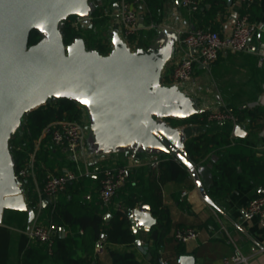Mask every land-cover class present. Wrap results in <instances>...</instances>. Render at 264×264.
<instances>
[{
  "label": "water",
  "instance_id": "1",
  "mask_svg": "<svg viewBox=\"0 0 264 264\" xmlns=\"http://www.w3.org/2000/svg\"><path fill=\"white\" fill-rule=\"evenodd\" d=\"M97 6L96 0H0V224L6 210L25 211L27 228L35 218V207L28 204L27 189L16 174L10 139L25 114L59 97L83 109L86 140L81 156L94 162L125 155L133 163L140 155L172 156L189 171L200 196L219 209L203 186L199 167L189 160L187 127L169 121L216 109L221 103L218 94L207 95L192 79L163 80L177 51L180 27L165 19L153 23L155 32L146 47L131 44L119 27H108L106 53L87 46L80 35L65 42L66 18L73 15L91 25ZM138 23L144 27L142 14ZM33 29L39 37L29 43ZM243 132L239 124L234 126V135ZM126 216L134 233L156 222L145 203L127 208ZM59 234H64L63 227ZM176 263L196 264V259L182 253Z\"/></svg>",
  "mask_w": 264,
  "mask_h": 264
},
{
  "label": "trees",
  "instance_id": "2",
  "mask_svg": "<svg viewBox=\"0 0 264 264\" xmlns=\"http://www.w3.org/2000/svg\"><path fill=\"white\" fill-rule=\"evenodd\" d=\"M101 1L102 3L98 4L92 13L91 25L82 23L73 15L66 18L63 26L65 42H69L80 35L84 37L87 46L96 48L101 53H106L109 50L108 37L98 34L96 27L102 26L105 28L107 26L108 15H105L103 10L107 4L111 6L114 2L119 3L120 0ZM206 1L211 3L210 10L207 12L210 16L227 0H202L199 8ZM259 1L254 0L249 4L243 2L246 9H243L242 13H248L251 21H254V15L261 12L262 7ZM160 7L161 0H146V9L143 11V18L146 23H158L160 18L158 10ZM72 18L77 19L80 23L78 25L73 24ZM83 25H87L88 33L86 35L82 31L81 26ZM154 32L155 28L153 26L149 29L139 28L136 34L129 37V42L133 45L146 47ZM38 37L39 35L33 29L29 34V43L36 41ZM163 80L169 81L166 73L163 75ZM239 105L240 102L236 100H228L227 104L221 109L230 110L237 117L236 122L248 119L250 127L255 132L264 126L261 122V119L264 118V105L257 104L251 107L247 105L239 107ZM82 115L83 109L76 102L65 97L55 98L50 103L25 114L20 125L22 134H14L10 139L16 172L31 163L32 171L37 176L40 173L44 174V180L45 174L49 171L60 173L63 167L76 169L77 162L71 156H67L69 151L54 145L47 135L41 136V131L50 121L62 118L81 120ZM169 121L175 125L197 124L195 132L188 137L185 146L189 160L194 165L197 166L202 163V159L212 148L219 154V158L212 169L213 184L211 187L206 188L207 193L213 200L218 195L227 193L238 184L249 185L254 188L258 184L264 185V153L257 155L249 147L251 141L247 138L232 137L233 122L231 120L221 121L222 123L219 125L218 121H208L205 118V113H197L184 119L169 118ZM213 123L214 126H209L211 130L207 131V134L196 131L203 125ZM242 143L248 146L247 150L236 147ZM31 153H33V159H30ZM155 159L159 162L157 172H154L151 176V183L155 188V202L148 205L156 217V225L163 228L171 220V214L169 208L162 204L160 184L167 180L172 181L176 189L175 196L178 195L182 187L191 188L194 184L189 171L178 159L168 155H158ZM117 164H127V162L123 160L117 162ZM94 166L92 165V167ZM105 166L107 164L99 165V171L101 172ZM132 173L130 168L127 180ZM30 177L31 174L21 177V180H23L27 189L28 204L36 207L37 193L32 190ZM89 178V174H83L69 182L65 189H69L74 194L71 195L70 199H57L50 202L47 207L35 215V222L53 223L57 227L50 247L43 241L29 238L25 231L19 233L17 264H98V254L95 247L101 240L103 233H105L104 248L110 264H143L136 255L135 233L131 230L130 222L126 216L127 208L135 206L139 201V194L130 190L127 195L123 196L121 192L124 185L126 186L128 183L126 181L117 190L112 202L108 205H104L99 201L95 202L93 199H85L82 195L87 193L86 181ZM259 194L264 195V192L258 193L256 191L255 196ZM114 202H117V205ZM106 212L111 214L109 220L104 219ZM59 226L66 229L65 236L58 234ZM9 238L10 228L6 224H0V264H6ZM171 240L172 245L176 247V253L184 251L183 242L176 240L174 237Z\"/></svg>",
  "mask_w": 264,
  "mask_h": 264
},
{
  "label": "crops",
  "instance_id": "3",
  "mask_svg": "<svg viewBox=\"0 0 264 264\" xmlns=\"http://www.w3.org/2000/svg\"><path fill=\"white\" fill-rule=\"evenodd\" d=\"M96 1L98 4L102 3L101 0ZM259 3L262 7L261 12L254 15V22L258 28L249 38L246 49L241 51L221 50L216 60L210 65L197 64L195 66L192 77L194 85L199 86L201 91L209 96L219 95L221 103L216 109L223 108L228 100L240 102L239 107L245 105L251 107L257 104L264 105V0H260ZM210 7L211 3L206 1L198 11H189L181 5L180 0H161V7L158 10L159 20L165 19L173 25L179 26L181 29L180 34L185 30L204 28L217 30L224 36L230 33L235 17L242 14L243 9H246L241 0H227L220 8L208 16L207 12L210 10ZM103 11L105 15H108L107 26L104 28L106 34L108 27L117 26L121 29L120 15L118 8L114 7V3L111 6L107 4ZM143 11L140 9L139 14L143 15ZM143 22L144 27L142 29H149L153 25V22L146 23L144 18ZM207 71L210 72L211 78L214 79L218 86V93H214L213 95L202 89V86L196 82L197 77H200L202 73ZM207 111L210 110L203 111L202 113H206ZM261 122L264 125V118L261 119ZM221 123V121H218L219 125ZM236 124H239L243 128L244 132L242 134H233ZM210 125L214 126V123L203 125L196 131L207 134V131L211 130L209 129ZM185 126L191 135L195 132L197 124ZM251 129L248 119L233 122L231 136L238 139L247 138L251 141V146L249 147L257 155H260L264 153V139H262L264 137V126L257 132ZM236 147L241 150L248 149V146H245L243 143L238 144ZM68 155L71 156L70 151ZM218 158L219 154L212 148L204 156L202 163L197 165L205 190L213 184L212 169ZM102 159L109 160V163H105L107 165L117 164V162L123 160L131 165L130 168L133 173L127 180L126 186L124 185L121 193L123 196L127 195L130 190L138 193L139 201L135 206L139 203L151 205L155 202V188L151 183V176H153L154 172H157L159 167L152 165L155 157L143 155H140L138 161L135 163L128 160L125 155L98 158L94 162L93 160H89L87 163H83L81 157H79L78 164L83 168H87L88 172L85 174H89L90 176L87 179L88 181H86L87 193L82 195L83 198L100 202L98 195L99 186L97 183L101 176L99 165H101L100 160ZM92 165L95 166L92 167ZM65 169L71 168L63 167L62 171ZM30 174L32 190L37 193L35 215L47 207L50 202L57 199L67 200L71 198V195H74L69 189H65L52 200L40 191L44 174L40 173L37 176L33 171ZM193 184L191 188L182 187L177 196L174 194L176 189L172 181L167 180L160 184L162 204L169 208L171 220L163 228L157 226L155 222L148 230L140 229L135 232V237L140 240L139 244L135 243V252L142 263L157 264V258L163 256L172 264H177V257L180 254L190 253L195 256L196 264H222L223 257L231 254L234 248H238L246 257L247 264H264V227H261L256 219L247 221L244 218V211L248 200L255 196L256 191L258 193L264 192V185L258 184L255 188L249 185H236L227 193L218 195L214 199L219 207L218 209L206 202L197 191L194 181ZM258 187L262 189L259 190ZM114 204L117 205V202H114ZM106 213L110 214V212ZM151 214L155 217L152 212ZM2 224H6L10 228L6 264H17L19 233L22 231L26 232L28 228L26 226L25 229L16 230V228L4 221ZM179 226L194 227L197 231V237L183 242L184 251L176 253V247L172 245L171 238H173V230ZM60 227L63 226L58 227V234ZM65 235L66 229L64 228L62 236ZM103 242L100 240L102 251L98 254V264H110Z\"/></svg>",
  "mask_w": 264,
  "mask_h": 264
},
{
  "label": "built area",
  "instance_id": "4",
  "mask_svg": "<svg viewBox=\"0 0 264 264\" xmlns=\"http://www.w3.org/2000/svg\"><path fill=\"white\" fill-rule=\"evenodd\" d=\"M202 0H180L183 7L189 11H196ZM247 4L254 0H241ZM146 9V0H120L118 12L120 15L121 32L129 40V37L136 34L139 29V10ZM152 26V25H151ZM258 26L249 19L248 13H242L235 17L232 29L228 35H221L214 29L195 28L185 30L178 36L176 54L167 64L164 73L169 81L185 82L192 79L195 65H210L214 62L221 50L241 51L248 47V40L257 30ZM193 48V50H191ZM205 118L209 121H237L230 111L226 109H215L205 113ZM48 136L56 146L63 147L70 151L71 157L77 162L76 169H65L60 173L47 172L43 180L40 191L54 200L62 192L67 184L79 176L88 172L79 163L77 151H81L86 140V126L83 119H56L47 123L41 136ZM33 154H30L32 159ZM158 160L152 161V165L157 167ZM31 163L16 172L17 176L25 177L32 172ZM130 164H111L101 170L99 179L98 195L102 204L108 205L112 202L117 190L127 181ZM244 218L247 221L256 219L261 227H264V195L251 197L244 211ZM57 227L53 223L42 224L33 221L26 230L27 235L32 239L45 242L49 247L53 242ZM172 236L180 241L187 242L197 237L194 227H176ZM97 254L102 251L100 241L95 247ZM157 264H172L167 258L159 256ZM222 264H247L246 257L238 248H234L231 254L222 259Z\"/></svg>",
  "mask_w": 264,
  "mask_h": 264
},
{
  "label": "rangeland",
  "instance_id": "5",
  "mask_svg": "<svg viewBox=\"0 0 264 264\" xmlns=\"http://www.w3.org/2000/svg\"><path fill=\"white\" fill-rule=\"evenodd\" d=\"M73 24L78 25L80 22L77 21V19H71ZM82 27V31L83 33L86 35L88 33L87 31V25H83ZM96 32L100 35H106L105 29L102 26H97L96 27ZM197 84H200L202 86V89H204L205 91H207L209 94L213 95L214 93H218V86L215 83L214 79L211 78V74L209 71L202 73V75L200 77H197L196 80ZM17 135H21L22 134V127L20 126L18 129V132L16 133ZM77 154L79 155V157H81V151H77ZM68 156V154H67ZM82 162L87 163L90 159L85 158L84 156L81 157ZM101 164H105V163H109L108 159H102L100 160ZM98 184V183H97ZM3 221L9 225H11L12 227L16 228V230H21L22 228H24L26 226V213L25 212H20V211H14V210H6L4 212V216H3Z\"/></svg>",
  "mask_w": 264,
  "mask_h": 264
},
{
  "label": "snow or ice",
  "instance_id": "6",
  "mask_svg": "<svg viewBox=\"0 0 264 264\" xmlns=\"http://www.w3.org/2000/svg\"><path fill=\"white\" fill-rule=\"evenodd\" d=\"M83 103H87V101H82Z\"/></svg>",
  "mask_w": 264,
  "mask_h": 264
},
{
  "label": "flooded vegetation",
  "instance_id": "7",
  "mask_svg": "<svg viewBox=\"0 0 264 264\" xmlns=\"http://www.w3.org/2000/svg\"><path fill=\"white\" fill-rule=\"evenodd\" d=\"M81 157H83V156H81Z\"/></svg>",
  "mask_w": 264,
  "mask_h": 264
}]
</instances>
